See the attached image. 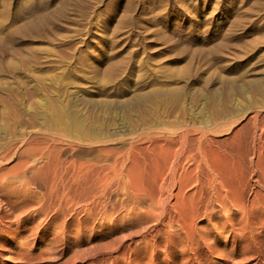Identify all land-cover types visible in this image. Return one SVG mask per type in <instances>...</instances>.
<instances>
[{
  "label": "rangeland",
  "instance_id": "obj_1",
  "mask_svg": "<svg viewBox=\"0 0 264 264\" xmlns=\"http://www.w3.org/2000/svg\"><path fill=\"white\" fill-rule=\"evenodd\" d=\"M250 103L264 104V0H0V139L3 141L31 132L41 136L31 141L34 149L49 146L51 142L47 140L55 137L48 131L52 122L58 117L67 121L73 114L86 120L88 128L91 123V129L104 131L105 141L94 149L100 158L109 161L128 148L122 143L123 136L150 132L154 128V116L159 114L161 127L158 125L155 131L167 123L171 128L178 125L173 122L185 121L179 125L186 123L195 129L194 141L201 137L197 144H205L209 151L216 149L219 157L223 154L226 158L220 157L223 161L228 160L235 167L240 159L241 164L247 160L250 150L247 135L251 137L254 124H264L261 122L264 107H260L254 124L243 122L247 125L245 129L242 121L239 124L242 117V113H236L239 104ZM116 119L121 121L118 123ZM231 121L237 123L232 125ZM215 122L220 123L218 128L213 127ZM115 123L122 125L119 129L132 127L133 130L122 133ZM205 123L207 128L203 126ZM168 125L165 127L169 128ZM220 127L227 131L222 133ZM197 129L206 132L200 136ZM234 129L241 134L234 133ZM4 208L6 214L0 222L13 228L10 241L5 237L4 248L14 245L21 252L34 254L51 238V226L36 231L34 226L39 220L35 218L15 224L14 210L8 211L11 208L6 205ZM198 225L206 226L204 231L209 234V244H204L200 252L192 250L193 253L183 255L166 250L159 254V259L155 256L153 263L264 264V229L258 228L252 240H244L237 232L227 238L217 235L215 230H209L211 226L203 218ZM136 228L135 223H125L102 228L95 235L87 232L73 248L84 251L91 245L121 236L124 244L130 243L133 248L141 235ZM54 258L33 262L62 264L65 257ZM0 260L17 264L14 262L18 259L15 253L4 251Z\"/></svg>",
  "mask_w": 264,
  "mask_h": 264
},
{
  "label": "bare ground",
  "instance_id": "obj_2",
  "mask_svg": "<svg viewBox=\"0 0 264 264\" xmlns=\"http://www.w3.org/2000/svg\"><path fill=\"white\" fill-rule=\"evenodd\" d=\"M260 107H264V104H239V107H236V113H242L239 124L241 121L242 125L247 121L254 124ZM103 108L107 111L106 106ZM46 115H49L48 112ZM76 116L70 114L67 121H62L63 119L58 117V120L52 122L48 131L55 137L47 140L51 142H48L49 146L46 144L42 148L34 149L31 141L34 142L39 135H33L31 132H26L30 136L28 139L27 134L20 131L21 134L17 133L18 135L10 138L12 141L0 139V220L6 214L4 208L6 205L11 208L8 211L14 210L15 224L24 219L35 218L39 220L34 226L36 231L51 226V238L44 242L45 245L36 253L31 254L21 252L14 245L10 249L4 248L5 237L10 241L13 228L10 224L4 225L0 222V257L3 258V252L6 251L16 254L18 260L14 263L17 264H34L33 260L53 257H58V260L65 257L64 261L61 260L64 262L62 264H154V259L156 257L159 259V254L166 253V250L183 255L189 254L192 250L200 252L209 238L208 232L204 231L206 226L198 225L199 219L202 218L211 226L209 230H215L217 235L221 234L225 238L232 237L237 232L244 240H252L258 228L264 229V124L260 123L259 126L254 124L251 133L249 131L251 137L247 135L250 138L249 154L245 157L247 160L242 159L244 163L241 164L240 159L234 167L232 164L229 165L228 160L223 161L220 158L223 154L219 157L214 151L216 149L211 148L209 151L206 150L208 148L204 146L205 144L203 146L197 144L196 140L199 143L201 137L194 141L195 129L192 130L186 123L180 126V122H173L178 125L171 128L165 123L169 128L165 125L163 126L165 128L155 131L160 122V116L157 118L156 115L154 119L152 118L153 122L149 120L154 127L150 132L146 130L143 134L140 129V132L136 134L130 132L131 134L125 138L122 135V143L128 145V148L122 152L123 154L120 152L123 149L119 151L120 154L116 152L118 157L115 155L110 159L112 161H108L106 158H100L94 149L97 144L105 141L104 131L98 132V128L91 129L93 126L91 123L92 126L88 125L90 127L88 128L86 120L85 124L82 118ZM198 117L201 119L203 116ZM203 119L205 120V117ZM87 120L89 121L88 118ZM231 123L234 125L233 123L237 121ZM219 124L215 122L213 127L218 128ZM246 124L241 127L245 129ZM204 125L206 126V123ZM94 126L97 127L96 124ZM120 126L122 127L117 125L118 129ZM136 127L138 126L135 122ZM220 129L222 130V127ZM129 130L133 128L119 129L122 133L126 131L128 133ZM223 130L222 133L227 131ZM202 132L199 133L200 136ZM236 132L241 134V131ZM109 136L111 137L110 134ZM235 138L234 136V140ZM247 143L246 145H249ZM107 146L110 148L111 145ZM144 150L147 153L146 158L142 155L145 153ZM57 151L59 152L56 154ZM111 155L110 158L113 157ZM125 223H135L138 233L141 234L133 248L130 243L124 244L122 236L117 237L118 240L114 237L115 239L112 238L106 243L91 245L87 250H84L86 249L84 247V251H80L82 248L80 250L73 248V244L88 233L95 235L100 233L102 228ZM0 264L5 262L0 260Z\"/></svg>",
  "mask_w": 264,
  "mask_h": 264
}]
</instances>
